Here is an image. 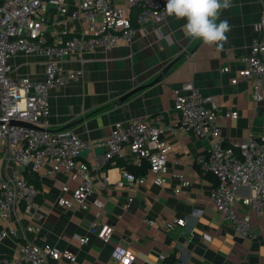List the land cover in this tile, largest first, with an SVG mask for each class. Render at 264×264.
Masks as SVG:
<instances>
[{
  "label": "crops",
  "instance_id": "obj_1",
  "mask_svg": "<svg viewBox=\"0 0 264 264\" xmlns=\"http://www.w3.org/2000/svg\"><path fill=\"white\" fill-rule=\"evenodd\" d=\"M73 8L70 4L68 14L49 9L48 41L59 34L67 38L84 27L83 23L69 19ZM261 9L258 0H232V6L222 10L219 17L230 25L222 47L186 37L182 30L186 21L169 16L160 24L138 26L130 44L70 53L60 61L61 68L79 70L82 77L51 91L49 130L70 128L82 139L97 141L109 136L116 122L126 125L133 119L158 113H165L166 121H177L175 90L191 81L202 94L216 98L227 144L250 133L264 138V100L255 101L249 80L232 84L235 72L221 70L228 62L230 50H247L258 35L256 24ZM45 59L42 55L19 53L10 57L9 64L15 76L39 80L45 76ZM171 62L173 65L163 74ZM140 86L142 89L122 98ZM232 111L238 112L236 118L229 116ZM164 137L172 150L168 153V171L162 186L152 182L148 166L143 174L137 172L145 163L138 166L118 158L100 170H92L96 195L106 202L105 213L98 220L114 226L109 243L91 234L95 206L70 209L57 202L60 195L72 198L79 178L68 181V189L62 190L61 183L67 179L63 170L51 174L50 165H46L41 174L30 173L8 162L0 148V179L7 178L11 169L17 167L39 189L38 208L32 212L33 217L25 213L22 205L7 221L0 214V230L17 231V235L10 234L0 242V264H5L19 244L27 240L49 243L76 254L74 262L49 259L48 264H123L111 256L115 244L133 249L137 256L133 264H264V214L253 215L252 236L245 237L222 219L209 199L217 179L202 171L197 158L208 152L212 140L197 138L189 131L178 135L166 132ZM106 149L95 147L84 152L79 161L93 166ZM125 170L145 175L147 180L140 185H119ZM180 178L188 184L176 192ZM184 216H189L185 226L176 225L172 230L165 226ZM145 218H153L155 225H149ZM29 226L33 229L28 230ZM206 233L212 235L211 240L204 238ZM85 235L90 239L81 245L79 237Z\"/></svg>",
  "mask_w": 264,
  "mask_h": 264
},
{
  "label": "built area",
  "instance_id": "obj_2",
  "mask_svg": "<svg viewBox=\"0 0 264 264\" xmlns=\"http://www.w3.org/2000/svg\"><path fill=\"white\" fill-rule=\"evenodd\" d=\"M258 1L262 5L260 20L256 24L258 35L247 50H230L228 62L221 70L235 72L230 80L232 84H238L241 79L249 80L255 101L262 102L264 0ZM165 3L166 0H0V148L3 149V157L34 173L41 174L46 165H50L48 172L51 174L63 170L67 179L61 183L62 190L68 189V181L79 178L80 183L72 198L60 195L57 202L70 209L95 206L96 219L90 224L91 234L109 243L114 226L98 220L105 213L106 202L96 195L92 170H100L118 158L138 166L147 163L152 182L162 186L168 171V153L172 150L164 134L178 135L189 131L197 138L212 140L208 152L197 158L202 171L213 174L217 179L209 193L210 201L224 221L242 236L251 237L253 215L264 214V138H256L250 133L227 144L216 98L202 94L193 82H184L175 90V107L179 111L177 121H166L165 113H158L133 119L126 125L116 122L109 136L97 141L82 139L70 128L49 130L47 116L51 91L82 77L79 70L62 69V58L72 52L130 44L138 26L160 24L168 19ZM70 4L74 8L69 19L83 23L84 27L67 38L59 34L53 41H48L46 15L49 9L53 7L61 14H68ZM19 53L46 57L43 79L13 74L9 59ZM229 116L236 118L238 112L232 111ZM12 121L27 122L35 127ZM104 146L107 149L97 156L93 166L79 161L84 152ZM146 180L145 175L125 170L118 184L140 185ZM187 184L180 178L175 191L180 192L181 187ZM38 194L39 189L28 182L23 171L13 167L7 178L0 179L2 219L9 220L20 205L26 214L33 217L32 212L38 208ZM188 217L175 218L165 226L171 230L176 225L185 226ZM145 221L151 226L156 223L153 218H145ZM27 229L32 230L33 227ZM10 234L17 235L16 229L2 228L0 242ZM204 238L211 240L212 235L206 233ZM89 239L88 235L80 236L79 242L82 245ZM111 256L123 264H133L137 260L131 247L120 244L113 246ZM49 259L74 262L76 254L69 249L59 250L49 243L36 244L27 240L19 244L5 264H48Z\"/></svg>",
  "mask_w": 264,
  "mask_h": 264
},
{
  "label": "clouds",
  "instance_id": "obj_3",
  "mask_svg": "<svg viewBox=\"0 0 264 264\" xmlns=\"http://www.w3.org/2000/svg\"><path fill=\"white\" fill-rule=\"evenodd\" d=\"M231 6L232 0H166L165 13L186 21L182 26L186 37L201 40L208 46L222 47L230 25L219 17L222 10Z\"/></svg>",
  "mask_w": 264,
  "mask_h": 264
},
{
  "label": "water",
  "instance_id": "obj_4",
  "mask_svg": "<svg viewBox=\"0 0 264 264\" xmlns=\"http://www.w3.org/2000/svg\"><path fill=\"white\" fill-rule=\"evenodd\" d=\"M173 63H174V62H171L170 64H168V65L164 68V70H163V74H165V73L168 71V69L173 65ZM142 87H143V86H140V87H138V88H135L134 90H132L131 92H129L128 94H126L125 96H123L122 98H123V99L126 98V97L129 96L130 94H132V93H134V92H136V91L142 89ZM12 123L20 124V125H26V126H30V127H35V126L32 125V124H29V123H27V122H22V121H12Z\"/></svg>",
  "mask_w": 264,
  "mask_h": 264
},
{
  "label": "trees",
  "instance_id": "obj_5",
  "mask_svg": "<svg viewBox=\"0 0 264 264\" xmlns=\"http://www.w3.org/2000/svg\"><path fill=\"white\" fill-rule=\"evenodd\" d=\"M147 166H148V164L147 163H145V165H144V167L142 168H139V169H137L138 171L137 172H139V173H141V174H143L144 173V171H146V168H147ZM130 167V166H129ZM26 171H30V173H34V172H32L31 170H29V169H26ZM35 174V173H34ZM214 176V175H213ZM215 177V176H214Z\"/></svg>",
  "mask_w": 264,
  "mask_h": 264
}]
</instances>
